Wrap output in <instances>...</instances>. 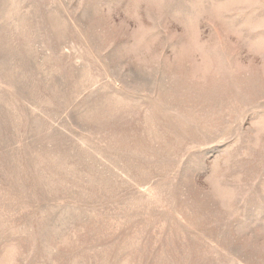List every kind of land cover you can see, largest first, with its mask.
Listing matches in <instances>:
<instances>
[{"label":"rangeland","instance_id":"rangeland-1","mask_svg":"<svg viewBox=\"0 0 264 264\" xmlns=\"http://www.w3.org/2000/svg\"><path fill=\"white\" fill-rule=\"evenodd\" d=\"M0 264H264V0H0Z\"/></svg>","mask_w":264,"mask_h":264}]
</instances>
